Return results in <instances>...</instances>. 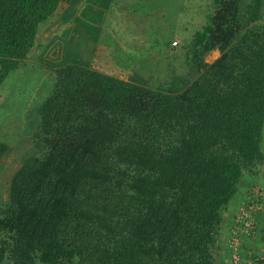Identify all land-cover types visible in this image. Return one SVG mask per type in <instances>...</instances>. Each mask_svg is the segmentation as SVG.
<instances>
[{
    "label": "trees",
    "instance_id": "obj_1",
    "mask_svg": "<svg viewBox=\"0 0 264 264\" xmlns=\"http://www.w3.org/2000/svg\"><path fill=\"white\" fill-rule=\"evenodd\" d=\"M60 1L0 0V82ZM212 5L163 76L52 69L24 154L3 159L0 141V264H213L225 210L264 159V0ZM259 214L264 264V199Z\"/></svg>",
    "mask_w": 264,
    "mask_h": 264
},
{
    "label": "rangeland",
    "instance_id": "obj_2",
    "mask_svg": "<svg viewBox=\"0 0 264 264\" xmlns=\"http://www.w3.org/2000/svg\"><path fill=\"white\" fill-rule=\"evenodd\" d=\"M212 9V0H61L47 19L56 34L45 37L46 46L32 50L28 60L0 82L1 130L22 121V129L16 127L1 138L9 148L3 159L14 163L16 154H24L30 122L36 120L37 105L51 88L55 66L76 61L96 65L100 71L120 78L132 70L163 76L171 66L180 65L191 34ZM42 50L46 60L54 59V64L44 62ZM54 52L55 58L51 57ZM218 55V49L212 47L202 59L211 62ZM262 142L264 146V138ZM6 169L5 162L0 161V200ZM239 188L234 204L225 210L213 264H263L259 211L264 199V159L256 177L244 176ZM236 217L239 225L231 231V221Z\"/></svg>",
    "mask_w": 264,
    "mask_h": 264
},
{
    "label": "crops",
    "instance_id": "obj_3",
    "mask_svg": "<svg viewBox=\"0 0 264 264\" xmlns=\"http://www.w3.org/2000/svg\"><path fill=\"white\" fill-rule=\"evenodd\" d=\"M50 17V16H49ZM48 17V18H49ZM48 18H46L45 20H43L41 23H39V25H38V27H37V31H36V37H35V44H34V46H33V48H32V50H35V49H37V47H39V46H41V45H45L46 46V41H45V37H47L48 35H55L56 34V29H54L53 31H52V29H53V26H51V25H49V23L51 22L50 20H47ZM47 20V21H46ZM45 48H43V50H44ZM31 50V51H32ZM41 51V57L43 58V60H44V62H46V63H48V64H54L55 63V60L54 59H47L46 60V57H45V51ZM31 51L29 52V54H31ZM47 53V52H46ZM56 52H54V53H51V57H53V58H55L56 57ZM28 60V59H27ZM45 96V95H44ZM43 96V97H44ZM24 120H26V119H24ZM21 122L22 121H20V123H19V125L17 126H15L14 125V123H11L10 125H8V127L6 128V129H8L7 131H4L3 132V130H1V128H2V126H1V124H0V141L1 142H4L1 138L2 137H5V136H7V134H9V132H10V130H12V129H14L15 130V128L16 127H19V128H21L22 129V124H21ZM26 124V123H25ZM5 129V130H6ZM12 137H15L14 136V131H12ZM23 136H26L25 134L23 135ZM4 143H6V142H4Z\"/></svg>",
    "mask_w": 264,
    "mask_h": 264
}]
</instances>
